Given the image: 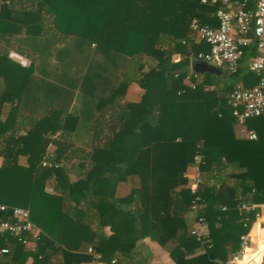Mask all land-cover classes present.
I'll list each match as a JSON object with an SVG mask.
<instances>
[{"label": "trees", "instance_id": "trees-1", "mask_svg": "<svg viewBox=\"0 0 264 264\" xmlns=\"http://www.w3.org/2000/svg\"><path fill=\"white\" fill-rule=\"evenodd\" d=\"M0 2L1 35L23 29L41 34L48 20L62 44L51 56L58 66L50 67L48 77L65 93L63 113L53 110L31 119L25 134L4 137L15 112L0 122V204L28 209L42 231L35 253L13 236L1 237L0 250L9 252L0 255V264H84L93 260L88 248L105 264H124L145 238L157 242L175 264H227L260 211L242 206L264 204V114L248 121L257 140L238 139L227 105L237 83L245 88L259 83L247 66L256 49H244L236 73L208 75L195 86L186 83L189 74H179L173 61L175 55L194 60L209 51L206 43L188 38L190 25L196 19L217 28L219 5L202 0ZM256 2L250 0L248 7ZM5 61L8 56H0V69ZM27 68L34 72L33 64ZM133 82L143 90L138 103L125 101ZM8 86V94L14 92L15 84ZM7 99L0 97V108ZM50 145L54 155L47 153ZM198 155L201 183L193 193L187 173ZM20 156L27 157V165L18 163ZM45 160L51 165L42 166ZM51 180L53 194L45 191ZM128 180L137 186L117 196L118 184ZM196 204L201 208L195 211ZM194 211L208 228L200 238L192 235L187 220ZM10 214L0 213V219ZM106 227L109 237L103 234Z\"/></svg>", "mask_w": 264, "mask_h": 264}, {"label": "crops", "instance_id": "crops-1", "mask_svg": "<svg viewBox=\"0 0 264 264\" xmlns=\"http://www.w3.org/2000/svg\"><path fill=\"white\" fill-rule=\"evenodd\" d=\"M47 23L48 20L45 21L42 27V31L40 32L41 34H36L34 36L28 35L26 29H23L20 34L18 33L15 35L0 34V56L7 55L9 58V61H5L4 66L0 69V97H2L3 95L8 98L0 108V122H5L7 117L12 112H15V114L13 115H16L12 120L11 126L9 127L8 134L4 137L9 136V134L12 132L17 133L18 135L25 134V132L30 127L31 119L48 115L53 110H61L62 113L64 111L65 93L63 90V86L55 81L50 80L48 77L50 67L53 68L58 66V61L54 60L51 56L52 54H54L56 49H59L62 46V44L57 42V36L53 34V32L51 33ZM188 38L196 44H199L201 42L197 37H195L192 32H189ZM21 61H25L27 65H22ZM173 61L180 67L179 70L184 67H189L187 73L189 74L192 72L193 78L191 79V83L187 82V80L186 83L190 86H193V84L195 85L197 83H202L203 81L209 79L208 75L210 74H196L191 70L190 66L192 65L194 60L190 57L186 60L180 55H175L173 57ZM249 62L250 60L247 62L248 67ZM31 64H33L35 67L34 72L27 73L26 69H28L27 67H29V65ZM218 68L220 69L221 74H223V72H228L225 66H219ZM11 70L16 71L17 75L23 76H19L17 79L8 73ZM10 83L11 86L15 84V87L12 88V91L14 92L8 94L7 90ZM239 86L244 87V83L240 81L232 91H234V89ZM142 94L143 90L137 83L133 82L128 86L126 90L125 101L128 103H138L141 100ZM247 127L248 129H250L248 126V122ZM250 130L256 133L255 130ZM60 135L61 133L58 132L55 136H52V138L59 137ZM235 135L238 139L248 140L241 135L236 124ZM2 140L3 138L1 137L0 146L3 145L1 142ZM76 144L82 145L80 144V142H77ZM55 150V146L50 145L47 153L54 155ZM74 161H77V159H75ZM3 163L4 158L0 156V167L3 165ZM18 163L22 166L27 165V157L20 156L18 158ZM77 164L78 163L75 162V165ZM85 172L86 170L80 171V173L75 171L71 175L75 178L74 173L84 174ZM187 176L189 178L190 187L194 178L196 177V171L193 167L188 170ZM52 182L53 180L48 181L46 184L45 191L47 193H54ZM134 186H137V183H133L132 180L121 182L117 186L116 195L119 197H123L127 195ZM255 207L259 208L260 216L256 219L255 223L252 225L248 233V237L250 240L248 248L251 250V252L256 251L258 247L256 240L261 237L258 236L254 239L250 236V233L255 230L256 227L259 230L264 231V204L255 205ZM187 220L189 221L190 227L192 228L196 221L195 212L190 213ZM207 233L208 228L206 230V234ZM103 234L106 237H109L112 232L109 227H106L103 229ZM136 252L137 253L135 257H133V259L131 260H125L124 264H175L169 257L168 252L163 249L157 242L153 241L150 238L140 240L137 243ZM118 258L119 257L117 256V258L115 259L117 260ZM229 261L227 264H229ZM92 263L93 262L91 261L84 264ZM105 263V261H101L98 264ZM261 264H264V258H262Z\"/></svg>", "mask_w": 264, "mask_h": 264}, {"label": "built area", "instance_id": "built-area-1", "mask_svg": "<svg viewBox=\"0 0 264 264\" xmlns=\"http://www.w3.org/2000/svg\"><path fill=\"white\" fill-rule=\"evenodd\" d=\"M249 2L250 0H202L203 4L219 5L216 11L219 26L212 28L195 19L190 25V32L209 46V51L199 53L194 61H205L218 67L225 66L230 73L238 71L245 48L254 47L256 49V55L250 60L249 68L260 77L259 83L249 88L239 86L227 98V105L232 110L241 135L248 140L255 141L258 136L248 129L247 122L264 114V0H258L256 6L251 8L248 7ZM193 57V55L190 56L191 59ZM21 64L27 65L25 61H21ZM192 78L193 73L191 72L187 77V82L191 83ZM201 159L199 155L195 157L193 168L196 171V177L190 185L193 193L197 191L201 183L199 175ZM50 165L47 160L42 162L44 167ZM199 208L201 206L197 204L194 207L195 211ZM242 208L252 210L256 207L255 205L251 207L243 205ZM10 211L11 214L7 219H0V238L13 236L31 253H35L41 239V229L31 221L28 209L11 208L0 204V213ZM259 216L260 214L257 213L256 218ZM206 230V223L200 218L195 221L191 233L200 238L206 235ZM241 240V250L232 255L229 264H237L238 259L243 256V249L248 248L250 243L248 234ZM8 252V249H2L0 255ZM87 252L93 256L92 264L103 261V258L92 248H88ZM115 262V260L112 261V263Z\"/></svg>", "mask_w": 264, "mask_h": 264}, {"label": "clouds", "instance_id": "clouds-1", "mask_svg": "<svg viewBox=\"0 0 264 264\" xmlns=\"http://www.w3.org/2000/svg\"><path fill=\"white\" fill-rule=\"evenodd\" d=\"M252 238L262 237L264 238V231L258 228L250 233ZM257 249L255 252H251L249 248L243 249V256L238 259L237 264H261L262 258H264V240H257Z\"/></svg>", "mask_w": 264, "mask_h": 264}, {"label": "water", "instance_id": "water-1", "mask_svg": "<svg viewBox=\"0 0 264 264\" xmlns=\"http://www.w3.org/2000/svg\"><path fill=\"white\" fill-rule=\"evenodd\" d=\"M191 70L196 74H210V75H220L221 71L217 66L211 65L205 61H194L190 66ZM189 67H184L177 72L179 74H185L188 72Z\"/></svg>", "mask_w": 264, "mask_h": 264}]
</instances>
